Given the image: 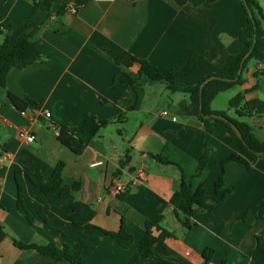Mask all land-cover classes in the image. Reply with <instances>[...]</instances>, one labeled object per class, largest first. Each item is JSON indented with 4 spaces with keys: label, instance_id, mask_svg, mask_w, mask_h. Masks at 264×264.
Wrapping results in <instances>:
<instances>
[{
    "label": "crops",
    "instance_id": "1",
    "mask_svg": "<svg viewBox=\"0 0 264 264\" xmlns=\"http://www.w3.org/2000/svg\"><path fill=\"white\" fill-rule=\"evenodd\" d=\"M257 1L264 9V0ZM33 10L31 0H0V27L5 23L12 30ZM246 24L240 0L198 6L188 0H92L83 7L72 0H54L38 35L41 60L12 69L6 87L0 88V229L6 233L0 242V264H74L18 244L67 247L73 253L85 237L96 248L84 255V264H158L139 263L137 256L146 223L160 216V226L173 237L165 239V246L153 243L152 249L171 264H203L209 249L214 254L208 264H255L251 253L257 237H264V219L257 217L264 204V155L250 169L229 163L224 189L232 188L231 195L212 212L197 213L192 229H184L170 205L181 170L194 190L204 183L212 195L222 159L243 152L236 140L217 139L207 169L196 177L204 127L199 119L178 113L189 97L173 96L165 84L140 77L138 64L116 63L128 53L179 73L197 58L196 70L178 78L196 85L242 52L240 33ZM120 72L128 78L117 89L114 80ZM242 75L244 84L220 93L211 104L213 111L238 119L229 109L237 94L247 91L246 100H264V63L250 62ZM254 87L257 90L248 91ZM8 92L32 99L37 107L15 109ZM88 116L110 124L97 136L83 133ZM239 120L264 140V116ZM61 126L87 143L81 155L60 143L56 130ZM23 130L36 141L20 138ZM6 154L9 160H4ZM126 155L130 163L121 168ZM59 162L65 164L64 184H79L66 200L46 196L31 181L46 180ZM118 184L127 187L121 194L114 192ZM20 191L32 221L18 208ZM75 203L79 205L68 216ZM123 223L133 237L128 248L102 232H118ZM159 235L153 229L151 237Z\"/></svg>",
    "mask_w": 264,
    "mask_h": 264
},
{
    "label": "trees",
    "instance_id": "2",
    "mask_svg": "<svg viewBox=\"0 0 264 264\" xmlns=\"http://www.w3.org/2000/svg\"><path fill=\"white\" fill-rule=\"evenodd\" d=\"M34 10L32 15L21 25L8 29L2 24L0 27V88L6 87L7 76L12 69H24L41 60L39 49L38 35L50 17L52 3L54 0H31ZM77 7H83L92 0H72ZM192 5L198 6L202 3H213L217 0H188ZM242 2L246 17V27L240 33V39L244 45L241 53L230 56L224 65L216 73L209 74L204 80L196 85H185L178 81V78L189 76L196 70L197 58H192L184 71L175 72L171 69L159 68L144 59H139L131 54H124L122 58H116V63L125 67H130L133 64L140 66L139 76H146L154 82L163 83L168 91L172 94L182 93L189 97V101L182 102L178 107V113L186 117H195L200 120L204 127V150L198 160L196 177L202 175L207 169L211 155L215 149L217 139L230 137L236 140L243 154H230L222 159L220 163V172L214 184V193L208 195L205 184L202 183L195 190L187 180L186 175L181 170V181L178 189L174 192L170 199V205L173 207L177 220L181 223L184 229L190 230L194 226L192 218L199 212H212L213 209L223 203L232 193V188L224 189V180L226 166L229 163L240 162L251 168V163L257 161L264 155V140H261L254 128L246 121L239 119H249L253 116H264V100L253 99L246 100L245 92H240L229 101V109L234 110L238 119L230 118L224 112L213 111L211 104L214 99L225 91H228L236 86L244 84L243 75L237 81L213 80L205 85L202 95L200 94V86L211 77H220L228 80H235L238 76L242 60L251 50L255 37L256 44L251 55L244 63V69L247 68L250 62L264 63V9L260 6L257 0H240ZM251 11V15L248 12ZM128 75L120 72L114 80V87L119 89L124 86ZM133 83V81L131 82ZM257 88H252L248 91H254ZM8 100L13 107L21 112L27 108H35L37 104L30 98L21 99L11 93H7ZM226 118L223 120L219 117ZM110 122L99 121L94 116H88L82 124V132L97 136L100 131L106 128ZM235 125L241 132L242 138H239L232 127ZM58 140L61 144L69 148L76 155H81L87 143L81 138H77L71 132L69 127L61 126L58 128ZM157 161L163 164H172L165 158L153 156ZM130 157H126L120 161V167L125 168L130 163ZM65 164L59 162L53 174L42 182L31 181L34 185L40 188L46 196L58 195L63 200L71 196L72 191L79 188L76 183L72 187L64 184L63 170ZM118 171L117 174H120ZM79 204H74L67 215L74 211ZM18 208L20 212L32 221L31 215L26 211L23 202L22 192H19ZM257 217L264 219V204L261 207ZM162 217H158L155 222L148 221L146 223V235L139 244V253L137 261L143 263L147 260H154L158 264H171L167 260L155 253L152 249L153 243H159L165 246L164 241L168 237H173V234L160 226ZM153 229L160 232L158 237L152 238ZM102 232L113 238L118 244L124 248H128L133 244V237L126 229L124 223L118 232ZM6 237L3 229H0V242ZM20 248L36 249L40 254L49 256L57 260H67L74 264H84V255L91 254L96 246L88 238H82L75 246L73 253L69 248H58L54 245L39 247L35 245L18 244ZM214 251L209 249L203 253L204 263L208 264ZM251 258L255 264H264V237H257L256 248L251 253Z\"/></svg>",
    "mask_w": 264,
    "mask_h": 264
},
{
    "label": "water",
    "instance_id": "3",
    "mask_svg": "<svg viewBox=\"0 0 264 264\" xmlns=\"http://www.w3.org/2000/svg\"><path fill=\"white\" fill-rule=\"evenodd\" d=\"M247 10H248V12H249L250 15H251V11H250V9L247 8ZM255 44H256V37H255V40H254V43H253V46H252L251 50L249 51V53H248V54L244 57V59L242 60V63H241L240 69H239V71H238V76H237V78H236L235 80H228V79H224V78H220V77H211V78L207 79L203 84H201V86H200V94L202 95V93H203V89H204L205 85L208 84L209 82L213 81V80H223V81H227V82L237 81V80L239 79V77L241 76L242 72H243V69H244V63H245V61L248 59V57L251 55V53H252V51H253V49H254ZM212 117H219V118H221V119H223V120H226V118H224V117H222V116H216V115H214V116H212ZM232 127H233V129L235 130V132L237 133V135L239 136V138H242V135H241L240 130H239L235 125H233V124H232ZM263 154H264V153H263Z\"/></svg>",
    "mask_w": 264,
    "mask_h": 264
},
{
    "label": "built area",
    "instance_id": "4",
    "mask_svg": "<svg viewBox=\"0 0 264 264\" xmlns=\"http://www.w3.org/2000/svg\"><path fill=\"white\" fill-rule=\"evenodd\" d=\"M169 112L164 111L163 115L168 116ZM46 117H50V113H46ZM56 135L58 136V130H56ZM20 138H22L26 143H33L36 141V136L33 134H29L27 131L23 130L20 132ZM10 154H6L4 156V160H9L10 159ZM1 161V159H0ZM127 189L125 184H118L116 188L114 189V192L116 194H121Z\"/></svg>",
    "mask_w": 264,
    "mask_h": 264
},
{
    "label": "rangeland",
    "instance_id": "5",
    "mask_svg": "<svg viewBox=\"0 0 264 264\" xmlns=\"http://www.w3.org/2000/svg\"><path fill=\"white\" fill-rule=\"evenodd\" d=\"M173 96H181V97H183V96H185L184 94H182V93H177V94H175V95H173ZM225 97H221V99L220 100H223L222 101V103L224 104V102L226 101V99H224ZM225 105H226V102H225ZM170 106H172V104L170 105ZM231 111V110H230Z\"/></svg>",
    "mask_w": 264,
    "mask_h": 264
}]
</instances>
